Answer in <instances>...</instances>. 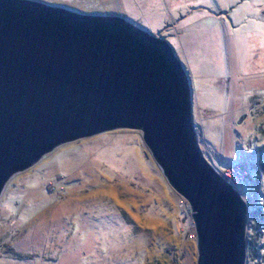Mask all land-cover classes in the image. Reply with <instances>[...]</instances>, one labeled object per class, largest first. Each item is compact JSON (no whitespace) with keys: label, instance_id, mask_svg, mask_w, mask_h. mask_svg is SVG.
Here are the masks:
<instances>
[{"label":"rangeland","instance_id":"obj_1","mask_svg":"<svg viewBox=\"0 0 264 264\" xmlns=\"http://www.w3.org/2000/svg\"><path fill=\"white\" fill-rule=\"evenodd\" d=\"M30 1L122 18L166 40L191 82L204 158L247 204L248 225L264 224V0ZM196 261L189 207L139 132L59 147L13 176L0 197V264Z\"/></svg>","mask_w":264,"mask_h":264},{"label":"water","instance_id":"obj_2","mask_svg":"<svg viewBox=\"0 0 264 264\" xmlns=\"http://www.w3.org/2000/svg\"><path fill=\"white\" fill-rule=\"evenodd\" d=\"M139 132L190 210L196 264H247L248 206L206 161L172 46L122 18L0 0V197L57 148Z\"/></svg>","mask_w":264,"mask_h":264},{"label":"trees","instance_id":"obj_3","mask_svg":"<svg viewBox=\"0 0 264 264\" xmlns=\"http://www.w3.org/2000/svg\"><path fill=\"white\" fill-rule=\"evenodd\" d=\"M258 232L260 234L264 233V224H252V222H249L247 231V264H257V261L259 259H261V264H264V249L259 251L257 247V236L260 237V235H258Z\"/></svg>","mask_w":264,"mask_h":264},{"label":"built area","instance_id":"obj_4","mask_svg":"<svg viewBox=\"0 0 264 264\" xmlns=\"http://www.w3.org/2000/svg\"><path fill=\"white\" fill-rule=\"evenodd\" d=\"M222 176V175H221ZM222 177H224L225 179H226V181L233 187V184L229 181V179H227V177L226 176H222Z\"/></svg>","mask_w":264,"mask_h":264}]
</instances>
